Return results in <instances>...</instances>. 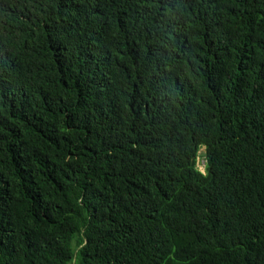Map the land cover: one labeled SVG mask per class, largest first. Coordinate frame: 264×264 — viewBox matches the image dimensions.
Segmentation results:
<instances>
[{
	"label": "trees",
	"instance_id": "16d2710c",
	"mask_svg": "<svg viewBox=\"0 0 264 264\" xmlns=\"http://www.w3.org/2000/svg\"><path fill=\"white\" fill-rule=\"evenodd\" d=\"M0 264H264V0H0Z\"/></svg>",
	"mask_w": 264,
	"mask_h": 264
},
{
	"label": "rangeland",
	"instance_id": "374dc122",
	"mask_svg": "<svg viewBox=\"0 0 264 264\" xmlns=\"http://www.w3.org/2000/svg\"><path fill=\"white\" fill-rule=\"evenodd\" d=\"M203 153H204V148H201L196 161V166L201 172H204V164H205V160L202 157Z\"/></svg>",
	"mask_w": 264,
	"mask_h": 264
}]
</instances>
